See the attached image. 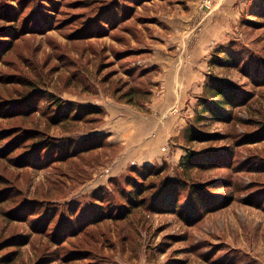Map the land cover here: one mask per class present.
Here are the masks:
<instances>
[{"label": "rangeland", "instance_id": "1", "mask_svg": "<svg viewBox=\"0 0 264 264\" xmlns=\"http://www.w3.org/2000/svg\"><path fill=\"white\" fill-rule=\"evenodd\" d=\"M3 27L0 264H264V0H0ZM220 81L243 105L202 117Z\"/></svg>", "mask_w": 264, "mask_h": 264}, {"label": "trees", "instance_id": "2", "mask_svg": "<svg viewBox=\"0 0 264 264\" xmlns=\"http://www.w3.org/2000/svg\"><path fill=\"white\" fill-rule=\"evenodd\" d=\"M10 31L9 27H3L0 28V37H3V33H8L5 31ZM220 57V56H218ZM229 54H225L224 56V61L228 62ZM208 92L213 96L211 100L209 99H201V113L202 117H211L214 116L218 119H221L224 117V113L229 109V108H234V107H239L243 105V102L240 100V98L237 97L235 88L230 83L227 82H217L216 84L212 83L208 85ZM98 109L99 113L102 114V109L101 108H94V111ZM77 112L82 113V108L79 109ZM94 113V112H92ZM91 113V114H92ZM80 114H75V119L76 121H82V115L79 116ZM207 136L205 133L199 132L196 130V128L192 129V134H191V141H197V140H202L205 139ZM89 149V148H88ZM93 150V149H91ZM90 150H85V152H89ZM83 152V153H85ZM213 153V152H212ZM211 151H203V152H196V151H190L185 157L181 159L180 164L184 167V169H192V168H197L201 164H205L212 156ZM77 156H74L72 158H76ZM133 192V190H132ZM102 197V196H101ZM132 201V200H131ZM97 222V221H96ZM95 223V222H93ZM92 224V223H91ZM96 225V224H93ZM92 240H94L92 238Z\"/></svg>", "mask_w": 264, "mask_h": 264}, {"label": "crops", "instance_id": "3", "mask_svg": "<svg viewBox=\"0 0 264 264\" xmlns=\"http://www.w3.org/2000/svg\"><path fill=\"white\" fill-rule=\"evenodd\" d=\"M133 129H134V132L132 130L128 131L127 135L135 136V134H137V133L145 134L147 132L146 128H140V125H138L137 127L133 128ZM141 141H143V140H141ZM154 148H158V145H156L153 142H147V143H145V145L139 146L136 150L138 151V155H140V154H143L145 152L151 153L154 151ZM153 154H155L156 157L159 155V153L156 150L153 152Z\"/></svg>", "mask_w": 264, "mask_h": 264}, {"label": "built area", "instance_id": "4", "mask_svg": "<svg viewBox=\"0 0 264 264\" xmlns=\"http://www.w3.org/2000/svg\"><path fill=\"white\" fill-rule=\"evenodd\" d=\"M209 2H210V1H209ZM209 2H208V3H209ZM207 6H209V4H208Z\"/></svg>", "mask_w": 264, "mask_h": 264}]
</instances>
